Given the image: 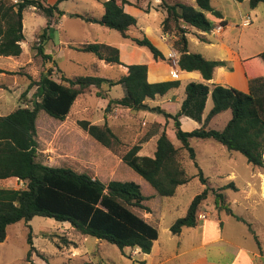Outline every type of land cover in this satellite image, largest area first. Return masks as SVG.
Listing matches in <instances>:
<instances>
[{"label":"trees","instance_id":"16d2710c","mask_svg":"<svg viewBox=\"0 0 264 264\" xmlns=\"http://www.w3.org/2000/svg\"><path fill=\"white\" fill-rule=\"evenodd\" d=\"M46 0H0V56H19L23 52L24 12L29 7L40 9L48 18V25L34 46L37 55L45 63H55L53 55L46 52V43L51 36L49 30L55 16H63L60 8L64 0L46 3ZM244 1V0H237ZM251 8H256L264 0H248ZM103 14L100 17L71 13L88 22H98L108 29L120 32L130 38V30L137 25L135 15L125 10L129 0H103ZM166 15L162 21V31L170 38L172 46L178 52V66L182 70H197L205 80L213 77L215 68L226 64L222 60L207 59L203 54L189 50L188 34L194 27L210 31L216 21L226 24L223 13L214 8L212 0H195V5L183 2L170 3L161 0ZM214 19L211 20L207 13ZM138 46L149 49L157 61L166 60L163 51L146 35L132 37ZM79 51L94 54L105 63L123 64L128 72L117 78L100 75L67 76L61 73L60 79L53 77L54 67L49 66L40 79L31 81L21 94L20 104L7 115H0V181L19 178L25 182L23 188L0 186V241L7 238V228L18 221H30L34 216L52 217L58 221H67L84 235H90L116 244L124 253L125 248H140L149 253L153 241L158 238V229L147 221L133 206L145 207L146 196L141 185L133 180H110L103 182L85 172H77L68 167L50 166L38 159V141L36 139V119L40 110L64 120L80 94L96 87L97 96L106 98L116 85L126 88L121 98H111L109 105L117 108L146 110L163 114L167 121H174V132L181 145L176 146L166 129L157 139L153 155H141L142 146L134 143L122 150V139L108 123L97 124L88 119H80L78 124L103 146L120 156L122 161L141 175L161 196H173L180 185L188 183L193 176L188 174L184 156L193 160L196 166V151L190 143L192 137L213 139L226 146L230 151H239L248 163L263 166L264 150V51L244 60L246 75L249 78V91L220 83L207 84L191 81L186 85L185 97L176 113L168 112L160 106H150L148 99H156L172 88L180 85L179 79L151 82L148 79V64H124L120 59V49L104 42H83L72 45ZM4 72L0 68V73ZM37 86L33 99L27 93ZM107 86V90L102 88ZM211 95L213 106L203 119L208 97ZM231 110L232 117L221 128L209 126L210 121L219 113ZM185 115L202 123L191 131L182 128L181 117ZM203 183L204 176L199 167ZM228 186L235 185L230 183ZM210 188L196 194L186 214L177 218L171 225L174 234H180L186 227L198 223V213L203 202L209 196ZM217 205H222L229 213L236 215L229 206H225L223 192L215 191ZM250 226V224L248 223ZM65 243H72L64 237ZM30 244L22 264H38L33 253L38 252L33 241L32 230L28 234ZM126 254V253H125ZM43 257V256H42ZM143 262V261H142ZM79 264H98L92 260Z\"/></svg>","mask_w":264,"mask_h":264},{"label":"rangeland","instance_id":"374dc122","mask_svg":"<svg viewBox=\"0 0 264 264\" xmlns=\"http://www.w3.org/2000/svg\"><path fill=\"white\" fill-rule=\"evenodd\" d=\"M55 1L46 0L45 2L50 4ZM102 1L64 0L60 3L59 6L65 11V14L61 17L56 15L51 21L49 30L51 39L47 41L45 48L46 52L53 55L55 63L48 65H45L42 57L37 55V50L34 48L39 43L40 34L49 23L48 18L40 9L32 6L26 9L24 21L27 37L25 36L23 52L19 58L10 57V60H6L9 58L3 57L0 60V64L10 63V71L7 76L0 77L5 85L10 84V111L19 105L21 94L28 88L30 82L39 80L51 65L54 67L53 77L57 80L60 79L62 72L67 76L100 75L117 78L121 75L117 67L109 68L94 54L72 47V45L82 42H104L118 47L121 42L125 41L117 30L108 29L98 22H88L71 15V13H79L98 18L104 11ZM134 1L141 4H136L141 8V13H134L140 23L158 24L164 19L166 12L160 5L161 0ZM167 1L174 3L180 0ZM183 2L189 1L183 0ZM212 5L222 11L225 19L229 21H241L244 15L252 13L254 23L247 27L248 33L242 39V47L246 50L245 47L250 45V49L253 51L261 47L264 40V2H261L256 8H251L248 0H212ZM207 16L211 20L214 19L210 12L207 13ZM189 38H194V35L189 34ZM141 47L150 53L147 47ZM140 59L144 60V55L140 56ZM36 88V85L30 88L27 97L33 99ZM102 88L104 91L108 89L106 85ZM97 90L92 86L90 90L80 94L64 120L57 119L44 110L39 111L36 119L39 160L50 166L68 167L77 172L88 173L103 182L116 179L133 180L139 183L142 193L146 196L144 203L153 206L155 211L158 209L162 211L164 226L174 222L176 218L184 216L194 196L202 192L205 187L210 188L209 199L213 200L216 186L231 180L226 176L230 172L229 168L232 164L226 161L225 168L228 169L226 174L218 175L215 162L223 157L224 151L230 150L213 139L192 137L190 143L196 151V160L199 166L189 159L187 153L184 156L188 174L193 176L192 179L181 185L173 196H161L154 192L156 190L148 181L125 164L120 156L94 139L80 127L78 121L88 119L97 124L108 123L122 139V150L125 151L132 144L139 143L142 146L139 151L141 155L154 154L156 139L163 129L167 130L176 146L181 145L174 132V121L168 120V123L164 125L162 120L157 119L164 115L149 109H119L113 104L110 106L109 99L125 95L126 88L121 84L114 86L106 98L98 97ZM157 101L158 99H149L147 103L150 106H159ZM109 106L110 109H108ZM212 106L213 101L209 97L205 106V115L209 113ZM231 117V110L224 111L212 120L210 126L221 129L226 124L223 123L224 120L226 122ZM181 122L182 128L187 131L201 126L191 117L185 116ZM232 153L236 157V162L233 164L238 173L236 181L242 185L255 166L248 163L247 158L241 152L232 151ZM199 167L204 176L209 177L210 183L202 182L198 175ZM0 186L23 188L25 184L17 178H10V180H1ZM132 209L138 213L140 210L143 211L141 207L137 206H133ZM262 210L264 212V206H262ZM31 230L34 245L38 251L33 253V260L38 264H79L89 260L98 264H138L134 259L140 257V255L131 257L125 254L116 244L107 240L84 235L70 222L36 215L28 222L21 220L8 226L7 238L0 241V264H22L30 247L28 234ZM64 237L71 239L72 243H65ZM124 251L129 252L127 249Z\"/></svg>","mask_w":264,"mask_h":264},{"label":"crops","instance_id":"0c3cea01","mask_svg":"<svg viewBox=\"0 0 264 264\" xmlns=\"http://www.w3.org/2000/svg\"><path fill=\"white\" fill-rule=\"evenodd\" d=\"M129 1V4H125V10L131 14L133 13V15L141 13V8L136 5L140 3L134 0ZM188 1L183 2V0H180L179 2L195 5V0ZM214 8L216 7L214 6ZM253 19L254 16L250 13V15H244L241 21L225 19L226 24L216 21L215 27L210 31L190 28L189 34L194 35V38H189L188 34L189 50L191 52L201 53L207 59L226 62L225 65L215 68L213 77L210 80H205L197 70L180 69L178 66V52L172 46L169 36L162 31L163 20L158 24H153V22H144L143 24L138 21L137 25L129 32L130 38L123 37L125 41L118 45L120 59L124 64L147 63L148 79L151 82L180 80L178 87L172 88L156 99H152H158L159 106L171 113H176L180 109L185 97L186 85L191 81L207 84L220 83L247 92L249 91V78L246 75L244 60L264 51V40L261 47L255 51L250 49V45L245 47L246 50L242 47V39L248 33L247 27L254 23ZM220 25L222 27L217 30ZM25 30L24 21V33ZM143 34H146L163 51L167 57L166 60H155L150 54L151 52L144 51L141 46L134 43L132 37H142ZM25 36L27 37L26 33ZM24 44L25 41L22 42L23 49ZM142 55H144V60L140 59ZM19 56H0V60L3 57L10 60V57L16 59ZM101 61L109 68L117 67L121 75L128 72V67L123 64H110L105 63L104 60ZM0 68L5 70L0 73V77L7 76L8 71H10V63L0 64ZM9 101L10 84L5 85L0 79V115H7L12 111L9 109ZM108 109H110V106ZM206 116L204 112L203 119ZM184 117L185 115L181 119L183 120ZM157 119L162 120L164 125L168 123L165 116ZM169 120L173 121L171 118ZM228 121L225 122L224 120L223 123L227 124ZM200 124L202 125V123ZM224 152L222 153L223 157L215 160L217 172L218 175H225L226 170H228L225 168L226 161L230 162L232 165H230V172L226 177L231 180L216 186L215 190L224 193L225 206H229L236 215L242 217L245 221L229 213L222 205H217L214 194L213 200H210L208 196V199L203 202L198 213V223L193 227L184 228L180 234H174L171 231L173 222L164 226L162 211L160 209L155 211L153 206L147 205L143 201L144 206L148 208H142L143 211L140 210L139 214L158 229L159 235L153 241L149 253L142 252L140 248H125V250H129L125 253L131 257L140 255L139 259H134L135 262L138 264H264V212L262 210V206H264V165H254L251 174L244 179L241 185L236 181L238 173L233 165L236 162L234 153L232 151ZM5 180H10V178ZM207 182L210 183L209 177ZM230 183H233L235 187L228 186Z\"/></svg>","mask_w":264,"mask_h":264},{"label":"built area","instance_id":"2783aa9c","mask_svg":"<svg viewBox=\"0 0 264 264\" xmlns=\"http://www.w3.org/2000/svg\"><path fill=\"white\" fill-rule=\"evenodd\" d=\"M222 26L220 25V26H218L217 27V30H220V28H221ZM263 161H264V150H263ZM17 180H20L19 178H17ZM23 184H25V182L23 181V180H20Z\"/></svg>","mask_w":264,"mask_h":264}]
</instances>
